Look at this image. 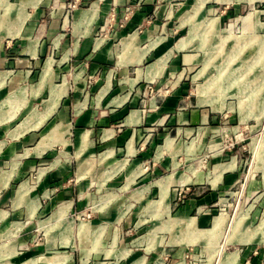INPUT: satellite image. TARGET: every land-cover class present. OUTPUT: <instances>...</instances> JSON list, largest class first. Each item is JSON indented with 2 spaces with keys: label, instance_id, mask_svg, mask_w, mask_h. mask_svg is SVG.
I'll return each instance as SVG.
<instances>
[{
  "label": "crops",
  "instance_id": "0c3cea01",
  "mask_svg": "<svg viewBox=\"0 0 264 264\" xmlns=\"http://www.w3.org/2000/svg\"><path fill=\"white\" fill-rule=\"evenodd\" d=\"M209 2L0 0V264H189L226 233L238 245L216 247L220 264H264L261 236L235 239L218 213L237 155L193 162L229 114L203 76L215 58L202 66L172 27ZM212 79L219 109L198 94Z\"/></svg>",
  "mask_w": 264,
  "mask_h": 264
},
{
  "label": "rangeland",
  "instance_id": "374dc122",
  "mask_svg": "<svg viewBox=\"0 0 264 264\" xmlns=\"http://www.w3.org/2000/svg\"><path fill=\"white\" fill-rule=\"evenodd\" d=\"M178 17L172 30L181 47L198 52L202 66L209 55L210 60L215 58L203 76L212 72L217 78L214 89L221 97L224 94L225 99L220 103L229 114V130L222 141L207 152L195 149L193 162L197 163L196 169L206 170L217 154L237 155L242 181L229 196H224L226 207L219 204L217 208L219 215H228L230 221L239 222L233 233L235 239L250 240L261 236L258 226L264 219V1L210 0L200 9L193 8L190 3L179 10ZM211 18L216 20L209 24ZM206 30L212 36H205ZM212 45H218L219 49L217 46L211 48ZM212 80L200 88L209 90L212 87V90ZM198 94L201 103L216 104L215 108H220L212 92ZM253 108L261 110L262 115H242ZM189 193L183 202L177 195L175 204H183ZM222 242L223 238L217 246H201L197 254L188 257L189 264H220L216 247L220 248L219 252L223 251ZM237 245L229 244L225 251H232Z\"/></svg>",
  "mask_w": 264,
  "mask_h": 264
},
{
  "label": "bare ground",
  "instance_id": "6f19581e",
  "mask_svg": "<svg viewBox=\"0 0 264 264\" xmlns=\"http://www.w3.org/2000/svg\"><path fill=\"white\" fill-rule=\"evenodd\" d=\"M213 81H214V80H212V84H214V82H215V81H214V82H213ZM214 86H215V85H214ZM211 88H212V87H211ZM211 88H210V89H211ZM198 89H199L198 92L201 93V94H202V93H206V94H207V91H208V93L212 92V94H214V95L216 94V93H215V90H213V89H212V90H210V89L207 90L205 87H204V89H202V88H200V87H199ZM226 90H227V89H226ZM212 94H211V96H212ZM208 95H209V94H208ZM219 95H220V94H219ZM211 96H210V97H211ZM205 97H206V96H205ZM218 97H219V96H218ZM202 100H204V99H202ZM211 101H212V100H211ZM206 102H207V101H206ZM213 102H214V101H213ZM223 222H224L223 217H219V216H218V217L216 218V220H215V228H216V229H217V228H220V226H221V224H222ZM238 223H239V222L236 223V222L234 221V223H233V225H232V228H233L232 231H233V232H234L235 229L237 228ZM230 228H231V227H230ZM258 229H259V231L261 232V239L264 240V223H261V224L258 226ZM229 230H230V229H229ZM228 232H229V231H228ZM231 233H232V232H231ZM229 236H230L229 234L226 235V238H225L224 244L222 245L221 248L225 247V245L228 244V241H229V239H230ZM248 240H249V239H246V238L243 239V238H242L241 241H248ZM223 249H224V248H223ZM231 262H232V261H231Z\"/></svg>",
  "mask_w": 264,
  "mask_h": 264
},
{
  "label": "built area",
  "instance_id": "2783aa9c",
  "mask_svg": "<svg viewBox=\"0 0 264 264\" xmlns=\"http://www.w3.org/2000/svg\"><path fill=\"white\" fill-rule=\"evenodd\" d=\"M188 191H190L189 188H181V189H179L178 193H177L178 199L182 200L183 198H185L187 193H188ZM182 202H183V200H182Z\"/></svg>",
  "mask_w": 264,
  "mask_h": 264
}]
</instances>
